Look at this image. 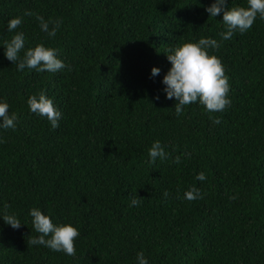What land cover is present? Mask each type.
I'll use <instances>...</instances> for the list:
<instances>
[{"label": "trees", "instance_id": "1", "mask_svg": "<svg viewBox=\"0 0 264 264\" xmlns=\"http://www.w3.org/2000/svg\"><path fill=\"white\" fill-rule=\"evenodd\" d=\"M211 2L0 0V43L19 16L25 47L43 42L71 69L17 71L0 45V100L16 115L14 130L0 129V208L22 223L0 220V264H136L141 250L148 264H264V20L222 41ZM36 14L62 21L54 38ZM200 37L219 42L209 51L231 103L219 112L192 103L176 115L163 91L165 50ZM41 91L61 113L55 129L29 111ZM156 140L167 155L149 162ZM191 187L200 195L186 200ZM32 207L77 227L74 256L28 243L38 235Z\"/></svg>", "mask_w": 264, "mask_h": 264}, {"label": "clouds", "instance_id": "2", "mask_svg": "<svg viewBox=\"0 0 264 264\" xmlns=\"http://www.w3.org/2000/svg\"><path fill=\"white\" fill-rule=\"evenodd\" d=\"M208 17L215 18L222 15L224 30L219 32L220 40L230 39L234 33L243 34L249 30L254 21L264 20V0H246L244 5L233 4L226 6V0H212L211 4L205 7ZM25 16L34 15L26 10ZM35 19L39 22L40 31L49 38L56 36L57 30L62 24L61 20H46L43 16L36 14ZM22 24V18L12 17L7 21L6 30L12 33L11 38L0 45L4 47V56L7 60L16 64L17 71L25 68L35 69L37 72L56 73L70 66L66 65L57 55L56 49L46 46L43 42L34 46L25 47L26 38L23 31H18ZM51 25V26H50ZM219 42L212 37H200L198 40L183 41L174 44L165 50L170 68L162 78L163 91L166 99H174L175 114L180 115L184 107L192 103H199L204 106L207 112L223 111L231 101L228 98L230 85L225 75L223 64L218 56L209 49H217ZM22 52V55H21ZM160 69L156 66L151 68L150 75H159ZM159 99V96L156 97ZM29 111L48 120L53 129L57 128L61 113L54 105L52 99L43 91L30 95L27 99ZM7 102L0 100V129H15L16 115L10 114ZM218 123V120H213ZM3 138L0 137V143ZM166 152L159 140L153 141L148 148L149 162L156 158L163 160ZM177 157L176 163H179ZM206 179L204 172L196 174L197 181ZM167 195V193H165ZM199 189L191 187L183 193L186 200H194L199 197ZM179 198V197H178ZM137 198H132L129 206L139 204ZM9 206L0 208V220L5 225L18 229L21 222L17 215L8 211ZM31 218L32 229L38 234L32 237L28 243L31 245H42L55 252H63L67 256L75 255L74 239L79 236L77 227L69 223H53L49 214L44 213L38 207L28 210ZM136 264H148L144 252L136 253Z\"/></svg>", "mask_w": 264, "mask_h": 264}]
</instances>
